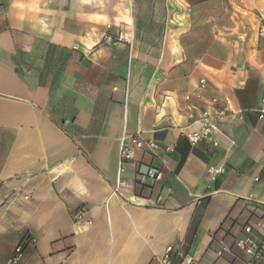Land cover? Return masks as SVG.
<instances>
[{
  "label": "crops",
  "instance_id": "1",
  "mask_svg": "<svg viewBox=\"0 0 264 264\" xmlns=\"http://www.w3.org/2000/svg\"><path fill=\"white\" fill-rule=\"evenodd\" d=\"M55 1L0 7V264L24 239L23 264H157L167 247L172 264H246L237 241L264 246V41L233 57L146 26L115 40L82 0ZM203 77L225 111L191 146L173 121ZM123 135L144 147L119 173ZM150 168L161 181L140 185Z\"/></svg>",
  "mask_w": 264,
  "mask_h": 264
},
{
  "label": "rangeland",
  "instance_id": "2",
  "mask_svg": "<svg viewBox=\"0 0 264 264\" xmlns=\"http://www.w3.org/2000/svg\"><path fill=\"white\" fill-rule=\"evenodd\" d=\"M75 1L65 0L71 10ZM82 1L98 14L94 21L104 27L110 39H123L128 34L133 41L134 29L136 37V30L146 26L141 37L156 39L162 34L172 42L179 33H191L193 39L210 40L212 49L217 43L223 45L233 57H244L252 43L264 41L256 36L255 29L258 21H264V0ZM7 2L0 0V7Z\"/></svg>",
  "mask_w": 264,
  "mask_h": 264
},
{
  "label": "built area",
  "instance_id": "3",
  "mask_svg": "<svg viewBox=\"0 0 264 264\" xmlns=\"http://www.w3.org/2000/svg\"><path fill=\"white\" fill-rule=\"evenodd\" d=\"M256 36L264 39V21L261 22L256 29ZM208 80L206 77L201 78L194 86L191 93L183 96V105L178 112V119L174 120V126L178 127L182 135L188 140L191 146H195L201 141L211 139L215 130V122L222 117L225 111V102L221 101L217 96L206 98L204 92L207 89ZM259 120H264V98L257 110ZM196 122H203L204 125L200 130H189L190 126ZM216 145V143H214ZM150 149L156 148L153 140L147 142ZM144 143L135 135H123L120 140V148L118 154V171L121 173L125 165L134 158L135 150L142 149ZM169 150V149H167ZM210 177L224 173L221 168L215 169L210 167L207 169ZM163 173L156 168H150L146 173L140 174L137 182L145 185L147 181L158 183L161 181ZM117 191V190H116ZM246 233H250L251 227L247 226ZM29 240L24 239L18 243L13 250V254L6 264H23L25 247L29 244ZM237 247L246 253L250 260L246 264H262L264 262V246L263 241L255 242L252 238L247 237L240 239L236 243ZM172 248L167 247L164 253L157 258V264H172L171 261Z\"/></svg>",
  "mask_w": 264,
  "mask_h": 264
}]
</instances>
